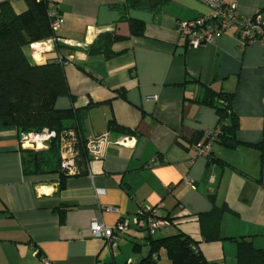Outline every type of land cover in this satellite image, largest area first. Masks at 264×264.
Returning a JSON list of instances; mask_svg holds the SVG:
<instances>
[{
	"label": "crops",
	"instance_id": "1",
	"mask_svg": "<svg viewBox=\"0 0 264 264\" xmlns=\"http://www.w3.org/2000/svg\"><path fill=\"white\" fill-rule=\"evenodd\" d=\"M226 1L241 16L259 12L264 20V0ZM51 2L64 19L56 31L62 41L37 42L43 44L38 63L71 57L64 73L72 97L58 98L55 107L84 111L82 135L109 132L110 140L89 171L69 176L60 188L59 173H24L29 157L20 151L19 133L0 122V264H122L142 245L144 258L147 234L131 226L108 246L89 228L94 219L108 227L131 222L144 205L159 207L172 222L153 239L185 233L210 263L236 264L240 238L264 250V163L254 146H264L262 44L242 46L231 29L189 46L177 25L207 14L202 0H166L157 11L127 9L124 0ZM1 3L17 14L26 9L25 0ZM129 17L143 21L142 36L112 44L109 58L88 54L102 33L129 35ZM206 87L233 93L241 143L228 149L213 142V160L197 155L193 142L217 125L214 108L200 103ZM110 119L127 132L110 130ZM151 159L156 164L149 166ZM215 207L225 210L222 239L204 241L197 216ZM142 258L135 261L144 264ZM167 262L160 250L154 264Z\"/></svg>",
	"mask_w": 264,
	"mask_h": 264
},
{
	"label": "trees",
	"instance_id": "2",
	"mask_svg": "<svg viewBox=\"0 0 264 264\" xmlns=\"http://www.w3.org/2000/svg\"><path fill=\"white\" fill-rule=\"evenodd\" d=\"M50 1L25 0L26 9L19 14L15 13L8 3L0 4V122L14 126L19 136L21 133H39L44 129L55 132L56 136L50 140L47 148H22L20 151L29 157L28 162L24 164V173H59V183L62 188L65 180L71 175L60 167L59 135L69 129H74L78 134L80 152L78 174L86 171L84 168L90 162V158L85 150V141L88 136L84 137L80 129L84 111L77 108L59 109L55 107L58 98L72 97L64 66L56 60V56L46 59L44 63L35 62L28 51L30 44L56 36V32L51 27L52 18L49 16ZM165 1L124 0L121 5L127 9L157 11ZM55 11L60 14L57 9ZM127 21L129 35L117 32L102 33L88 47V54H102L109 58L114 54L111 50L112 44L126 40L129 36L144 34L142 20L129 17ZM232 100L233 93L215 91L210 87L205 88L203 98L200 100V103L213 107L217 115L218 133L213 142L228 149H235L241 145L236 139L238 120L231 108ZM108 127L113 131L127 132L113 119L108 121ZM200 138L197 136L193 141L194 144L200 141ZM254 146L261 150V160L264 163L263 144L259 143ZM207 158L213 160L211 151ZM219 163L223 166L225 164L223 161ZM224 212L223 208L215 207L197 216L204 241L222 239L219 225ZM161 217L169 222L168 226L172 224L171 219L162 215ZM153 234L147 233L149 251L139 263L154 264L160 250H163L168 260L166 264H213L199 252L198 241L189 235L177 233L153 239ZM235 241L236 264H264L263 249L255 247L251 241L244 238Z\"/></svg>",
	"mask_w": 264,
	"mask_h": 264
},
{
	"label": "built area",
	"instance_id": "3",
	"mask_svg": "<svg viewBox=\"0 0 264 264\" xmlns=\"http://www.w3.org/2000/svg\"><path fill=\"white\" fill-rule=\"evenodd\" d=\"M209 8V12L205 15L197 16L193 19L178 23L177 29L179 34L184 37L187 44L191 47H198L206 43L213 42L215 38L233 29L237 39L242 46L252 43H260L263 46L264 54V20L258 12L252 16H241L237 11V5L234 1L226 0H202ZM49 16L52 18L51 27L53 31H57L64 25V19L61 14L53 10V4H48ZM50 43L60 42L61 38L53 36L48 39ZM43 44H30L31 56L34 61L39 62L41 57H37V53ZM56 60L63 66L71 62L70 56L56 55ZM218 133V127L210 131L206 135L205 141H198L195 144L197 155L206 156L211 150V145ZM56 136L55 132L44 129L42 132L21 133L19 136V144L22 148L43 149L47 148L50 140ZM110 140L109 132L99 135H90L85 141V150L89 155V161L97 160L102 157L103 146ZM118 142L125 144L124 141ZM79 137L74 129L63 131L59 135V157L60 167L67 174L73 176L79 173ZM156 164L154 159L149 161V166ZM84 168L89 171L88 163ZM101 193V190H97ZM111 210L114 208L106 207ZM169 225V222L161 217L159 207L157 206H138L134 211L131 222L118 220L112 226H106L99 219H94L90 223V231L96 239L102 240L106 245L111 246L119 238L121 234L127 233L130 227L135 229H145L153 234L163 227ZM44 264H49L45 262ZM124 264H136V261L129 258Z\"/></svg>",
	"mask_w": 264,
	"mask_h": 264
},
{
	"label": "rangeland",
	"instance_id": "4",
	"mask_svg": "<svg viewBox=\"0 0 264 264\" xmlns=\"http://www.w3.org/2000/svg\"><path fill=\"white\" fill-rule=\"evenodd\" d=\"M159 231V230H158ZM157 231V232H158ZM148 233V231L147 230H142L141 231V234H147ZM153 237H156L157 236V234H153L152 235ZM141 241V240H140ZM142 249H141V251L140 252H131L130 254L132 255V258L134 259V260H136V259H141L142 258V256L144 255V253H145V250H146V246H144V245H142V247H141ZM164 256V255H163ZM162 256V259H164V257ZM160 263V262H159Z\"/></svg>",
	"mask_w": 264,
	"mask_h": 264
}]
</instances>
